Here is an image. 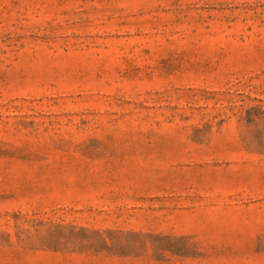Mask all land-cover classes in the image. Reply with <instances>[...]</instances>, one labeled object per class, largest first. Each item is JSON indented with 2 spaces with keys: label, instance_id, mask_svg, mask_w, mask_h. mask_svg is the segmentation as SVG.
Instances as JSON below:
<instances>
[{
  "label": "rangeland",
  "instance_id": "rangeland-1",
  "mask_svg": "<svg viewBox=\"0 0 264 264\" xmlns=\"http://www.w3.org/2000/svg\"><path fill=\"white\" fill-rule=\"evenodd\" d=\"M0 264H264V0H0Z\"/></svg>",
  "mask_w": 264,
  "mask_h": 264
}]
</instances>
